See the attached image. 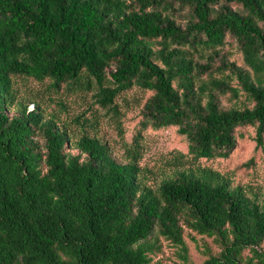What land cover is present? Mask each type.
Listing matches in <instances>:
<instances>
[{"label": "trees", "instance_id": "16d2710c", "mask_svg": "<svg viewBox=\"0 0 264 264\" xmlns=\"http://www.w3.org/2000/svg\"><path fill=\"white\" fill-rule=\"evenodd\" d=\"M175 4L191 10L184 26L168 13ZM227 35L242 66L220 55ZM17 78L92 91L119 115L121 93L152 94L117 159L97 135L72 139L57 115L20 98ZM248 125L263 147L264 0H0V264H159L161 239L187 262L185 231L217 243L202 264H264V195L184 167L185 157L226 158ZM170 126L188 152L151 184L141 131Z\"/></svg>", "mask_w": 264, "mask_h": 264}, {"label": "rangeland", "instance_id": "374dc122", "mask_svg": "<svg viewBox=\"0 0 264 264\" xmlns=\"http://www.w3.org/2000/svg\"><path fill=\"white\" fill-rule=\"evenodd\" d=\"M235 10H242L241 5L231 4ZM169 15L181 25H185L190 18L191 10L175 4L168 11ZM220 55L229 61L243 65L241 53L235 39L227 35L224 44L218 48ZM18 96L25 100H35L46 115L55 114L65 122L69 135L77 139L83 132L97 135L106 141L117 159L123 158L125 147L130 144L133 136L141 129V107L152 94L151 91L142 90L137 86L121 93L116 103L120 115L111 109L102 108L94 103L92 91L68 92L64 88L54 91L48 88L47 80L38 82L32 79L17 78ZM241 101L251 106L242 94ZM220 103L223 107L231 105L229 97L221 96ZM65 107V108H64ZM32 109V106H29ZM92 114H95L92 117ZM83 115L90 119L84 127L73 119ZM143 154L140 164L155 172L158 178H151L149 183L158 182L162 174H169L175 165L179 154L186 155L188 142L184 136L178 134L175 126L154 129L147 127L141 131ZM236 144L226 158L215 157L212 159H198L195 162L184 158V167H206L226 175L232 185H245L247 191L258 193L261 199L264 195V146L256 147L255 127L242 126L235 130ZM189 161V162H188ZM249 193V194H252ZM161 251L154 255V263L159 264H202L208 253H217L219 247L213 237L200 236L190 231H185V243L188 248V261L184 262L179 257V249L170 242L161 239ZM264 248V242L262 243ZM248 250L243 257L250 256Z\"/></svg>", "mask_w": 264, "mask_h": 264}]
</instances>
